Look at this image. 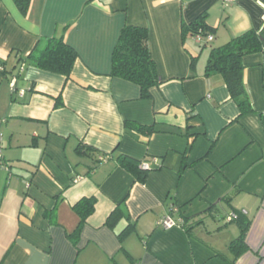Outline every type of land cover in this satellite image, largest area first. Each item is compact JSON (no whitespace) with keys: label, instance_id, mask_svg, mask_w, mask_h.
<instances>
[{"label":"crops","instance_id":"1","mask_svg":"<svg viewBox=\"0 0 264 264\" xmlns=\"http://www.w3.org/2000/svg\"><path fill=\"white\" fill-rule=\"evenodd\" d=\"M202 15L213 41L184 31ZM127 24L149 30L160 79L149 98L111 75ZM64 28L77 52L69 78L32 65L0 74V264H264V49L243 57L254 112L241 114L222 74L205 72L212 47L247 30L264 46V0H31L27 13L0 0V59ZM121 153L150 164L144 182ZM90 196L75 244L73 206ZM123 201L136 230L122 244L126 221L106 220ZM168 213L180 225L160 226ZM231 213L249 222L239 254Z\"/></svg>","mask_w":264,"mask_h":264},{"label":"trees","instance_id":"2","mask_svg":"<svg viewBox=\"0 0 264 264\" xmlns=\"http://www.w3.org/2000/svg\"><path fill=\"white\" fill-rule=\"evenodd\" d=\"M23 13H27L31 0H14ZM184 31L203 36L214 35V29L206 22L205 15L198 17L190 24H184ZM65 30L60 34L49 37H41L33 50L24 55L19 50H13L7 59H0V74L10 80L14 72L21 71L28 66H36L48 71L60 73L70 77L77 59L76 50L66 42ZM205 41L208 42L205 38ZM264 49L261 37L257 30L250 29L241 35L231 38L224 44L212 47L207 65L206 74L220 73L224 77L231 96L236 100L240 113L254 112L249 92L244 81L243 57L246 54L262 51ZM111 75L132 81L141 86L142 96L149 98L150 89L160 84L157 65L151 55L149 46V30L146 27L127 24L123 27L118 42L113 52ZM264 125V115H263ZM127 127H136L138 130H146L148 133L155 131L153 126H143L127 121ZM80 146V151L85 152L91 147L86 146L85 151ZM92 149V148H91ZM102 155L100 160L104 158ZM130 155L121 153L118 162L130 171L138 181L144 182L149 170L142 168V162ZM97 198L95 196L82 197L73 208L79 216V222L73 232L69 233L72 241L77 244L88 217L95 211ZM238 214L237 220L242 225L239 237L231 242L237 254L248 249L245 242L249 222ZM121 220L126 221L123 229L117 231L122 242L136 230V224L131 220L126 202L119 203L106 220V224L116 230ZM184 224V223H183ZM124 248V246H122Z\"/></svg>","mask_w":264,"mask_h":264},{"label":"built area","instance_id":"3","mask_svg":"<svg viewBox=\"0 0 264 264\" xmlns=\"http://www.w3.org/2000/svg\"><path fill=\"white\" fill-rule=\"evenodd\" d=\"M224 1L229 3V2H233L235 0H224ZM195 37L198 40H200V41L205 40V38H206L207 41H213L214 40V35L213 34H208L207 36H203L200 32H198V33L195 34ZM13 85H14V83H12V87H14ZM2 142H3V133H2V131L0 129V165L3 164L2 161H1V159L3 158V145H2ZM142 168L149 170V169H151V166H150V164L147 161H143L142 162ZM27 185H29V182L27 183ZM236 217H237L236 213H231L230 215H228L227 220H232V219H234ZM158 224L160 226H163L164 228H171V227H174L176 225H180V223L173 218L171 213H168V214L160 217L159 220H158Z\"/></svg>","mask_w":264,"mask_h":264}]
</instances>
